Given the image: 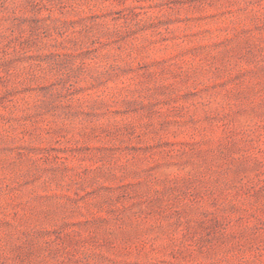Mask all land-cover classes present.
Listing matches in <instances>:
<instances>
[{"label":"rangeland","instance_id":"obj_1","mask_svg":"<svg viewBox=\"0 0 264 264\" xmlns=\"http://www.w3.org/2000/svg\"><path fill=\"white\" fill-rule=\"evenodd\" d=\"M0 264H264V0H0Z\"/></svg>","mask_w":264,"mask_h":264}]
</instances>
